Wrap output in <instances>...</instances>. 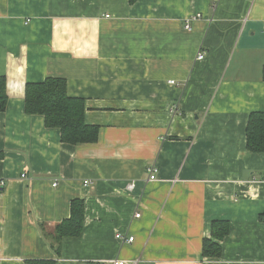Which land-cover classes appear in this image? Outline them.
<instances>
[{
    "label": "crops",
    "instance_id": "1",
    "mask_svg": "<svg viewBox=\"0 0 264 264\" xmlns=\"http://www.w3.org/2000/svg\"><path fill=\"white\" fill-rule=\"evenodd\" d=\"M263 65L264 0H0V264H264V153L245 137ZM48 78L83 100L95 143L25 114ZM72 200L82 231L56 252ZM215 221L228 232L204 258Z\"/></svg>",
    "mask_w": 264,
    "mask_h": 264
},
{
    "label": "trees",
    "instance_id": "2",
    "mask_svg": "<svg viewBox=\"0 0 264 264\" xmlns=\"http://www.w3.org/2000/svg\"><path fill=\"white\" fill-rule=\"evenodd\" d=\"M137 0H128L129 5ZM264 81V65L262 67ZM7 106L5 78L0 77V113ZM24 112L28 116H41L47 129H58L60 141L66 145L93 144L97 141L98 128L85 124L84 102L70 98L66 93V84L62 79L48 78L42 83L26 84ZM246 149L250 153H264V112H254L248 117L245 129ZM264 221V214L261 216ZM84 221V205L81 200H72L67 220L58 224L52 234V247L58 252L64 238H76L81 234ZM228 232V224L223 221L211 223L210 237L202 242V256L217 258L220 255V242ZM30 264H53L50 261Z\"/></svg>",
    "mask_w": 264,
    "mask_h": 264
},
{
    "label": "built area",
    "instance_id": "3",
    "mask_svg": "<svg viewBox=\"0 0 264 264\" xmlns=\"http://www.w3.org/2000/svg\"><path fill=\"white\" fill-rule=\"evenodd\" d=\"M187 30L189 29L188 26L185 27ZM203 53H199L197 55V61H200L203 59ZM170 84H174L173 81L170 82ZM176 84V83H175ZM147 172V179H148V182H153L157 179V174H158V169L155 165H152V166H149L146 170ZM24 177V176H23ZM84 186H87L89 184L88 181H84L83 182ZM55 186V184H54ZM3 188H4V183L0 180V192L3 191ZM134 188V185L133 184H129L127 186V190H133ZM140 215L136 214L134 216V218H139ZM114 238L117 242H119L120 244H131L134 242V238L131 237V236H127L126 234H123V233H116L114 235ZM138 261L134 260V261H125V260H122V259H118V258H114V259H110V260H104V261H99V262H96L94 264H137Z\"/></svg>",
    "mask_w": 264,
    "mask_h": 264
}]
</instances>
